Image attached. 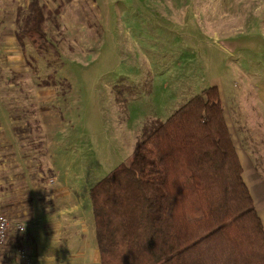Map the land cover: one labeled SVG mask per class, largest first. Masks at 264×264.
I'll return each mask as SVG.
<instances>
[{
	"label": "rangeland",
	"instance_id": "rangeland-1",
	"mask_svg": "<svg viewBox=\"0 0 264 264\" xmlns=\"http://www.w3.org/2000/svg\"><path fill=\"white\" fill-rule=\"evenodd\" d=\"M31 1L0 0V196L94 186L210 86L264 176V0H40L63 7L45 23L55 50L26 39L37 74L16 36Z\"/></svg>",
	"mask_w": 264,
	"mask_h": 264
},
{
	"label": "trees",
	"instance_id": "trees-1",
	"mask_svg": "<svg viewBox=\"0 0 264 264\" xmlns=\"http://www.w3.org/2000/svg\"><path fill=\"white\" fill-rule=\"evenodd\" d=\"M62 7L32 0L17 9V40L36 74L26 39L55 50L45 23L60 27ZM90 200L101 264H264V224L218 86L154 121L131 156L91 187Z\"/></svg>",
	"mask_w": 264,
	"mask_h": 264
},
{
	"label": "crops",
	"instance_id": "crops-1",
	"mask_svg": "<svg viewBox=\"0 0 264 264\" xmlns=\"http://www.w3.org/2000/svg\"><path fill=\"white\" fill-rule=\"evenodd\" d=\"M225 118L243 166L244 181L264 224L262 170L255 159L238 147L233 125H230L226 115ZM78 184L84 189L76 190V186L69 180L63 183L51 180L44 185L41 183L35 190L10 191L13 194L8 200L0 196V212L26 225L24 232L16 227L11 228L7 243L1 249L4 264H25L21 258L22 251L30 255L33 264H42V258L46 255L49 264L51 256L55 258L56 264H101L90 200L92 186L81 182ZM28 192L32 193L29 194L33 196L32 201L24 198L29 196L24 195ZM64 198L67 201L73 200V203H64Z\"/></svg>",
	"mask_w": 264,
	"mask_h": 264
},
{
	"label": "built area",
	"instance_id": "built-area-1",
	"mask_svg": "<svg viewBox=\"0 0 264 264\" xmlns=\"http://www.w3.org/2000/svg\"><path fill=\"white\" fill-rule=\"evenodd\" d=\"M32 186L35 187L34 185ZM12 227H16L20 232H24L26 230V225L24 223L15 222L6 214L0 212V264H4L1 249L5 247ZM21 258L25 264H33L30 255L25 251H22Z\"/></svg>",
	"mask_w": 264,
	"mask_h": 264
},
{
	"label": "clouds",
	"instance_id": "clouds-1",
	"mask_svg": "<svg viewBox=\"0 0 264 264\" xmlns=\"http://www.w3.org/2000/svg\"><path fill=\"white\" fill-rule=\"evenodd\" d=\"M42 264H49L48 255L42 258ZM51 264H56L55 258L53 256H51Z\"/></svg>",
	"mask_w": 264,
	"mask_h": 264
}]
</instances>
